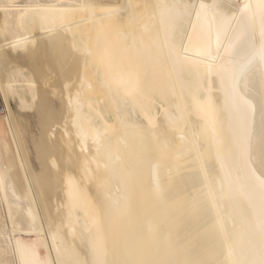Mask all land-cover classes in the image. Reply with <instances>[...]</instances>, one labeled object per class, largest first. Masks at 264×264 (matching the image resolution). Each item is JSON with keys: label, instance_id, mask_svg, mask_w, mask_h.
Instances as JSON below:
<instances>
[{"label": "bare ground", "instance_id": "1", "mask_svg": "<svg viewBox=\"0 0 264 264\" xmlns=\"http://www.w3.org/2000/svg\"><path fill=\"white\" fill-rule=\"evenodd\" d=\"M0 39V264H264V0H0Z\"/></svg>", "mask_w": 264, "mask_h": 264}, {"label": "rangeland", "instance_id": "2", "mask_svg": "<svg viewBox=\"0 0 264 264\" xmlns=\"http://www.w3.org/2000/svg\"><path fill=\"white\" fill-rule=\"evenodd\" d=\"M230 4H233V3H230V1L228 2V4H226L227 5V7H233V5L232 6H230ZM3 42V40H1L0 39V44ZM3 44V43H2ZM3 50H6L5 48H3ZM13 52H11V54H12ZM14 54V53H13ZM10 100H12V99H10ZM9 100V107H10V109H12V111L14 112V110L16 111L17 110V106H16V102L14 101V100H12V101H10ZM0 103H1V105H2V113L0 114V130L1 131H3L5 134H7L6 132L7 131H5L6 130V123H5V120H4V118L6 117V115H7V109H6V106H5V103L3 102V100H2V98H1V95H0ZM14 108V109H13ZM5 116V117H4ZM5 134H4V138H7V136H5Z\"/></svg>", "mask_w": 264, "mask_h": 264}, {"label": "built area", "instance_id": "3", "mask_svg": "<svg viewBox=\"0 0 264 264\" xmlns=\"http://www.w3.org/2000/svg\"><path fill=\"white\" fill-rule=\"evenodd\" d=\"M2 113V105H1V103H0V114Z\"/></svg>", "mask_w": 264, "mask_h": 264}]
</instances>
